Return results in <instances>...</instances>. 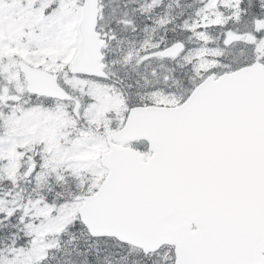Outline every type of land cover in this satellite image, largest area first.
Listing matches in <instances>:
<instances>
[{
  "label": "snow or ice",
  "instance_id": "obj_1",
  "mask_svg": "<svg viewBox=\"0 0 264 264\" xmlns=\"http://www.w3.org/2000/svg\"><path fill=\"white\" fill-rule=\"evenodd\" d=\"M0 264H264V0H0Z\"/></svg>",
  "mask_w": 264,
  "mask_h": 264
}]
</instances>
